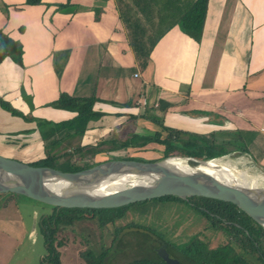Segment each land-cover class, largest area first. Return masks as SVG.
<instances>
[{
  "label": "crops",
  "instance_id": "obj_1",
  "mask_svg": "<svg viewBox=\"0 0 264 264\" xmlns=\"http://www.w3.org/2000/svg\"><path fill=\"white\" fill-rule=\"evenodd\" d=\"M26 1L0 0V30L22 46L21 65L18 55L0 61V121L9 122L8 136L33 138L34 160L45 158L44 143L33 148L36 139L62 124L56 137L64 135L81 155L107 141L134 148L104 154L165 152L151 139L176 131L182 143L219 146L225 154L218 159L234 154L233 163L264 169V0H208L199 42L177 21L191 0ZM129 27L145 31L148 46L156 40L148 62L138 60ZM62 94L94 100L85 131L75 130L81 142L85 135L83 146L61 122L78 113L51 106ZM6 242L13 250L19 241L0 231V244Z\"/></svg>",
  "mask_w": 264,
  "mask_h": 264
},
{
  "label": "trees",
  "instance_id": "obj_2",
  "mask_svg": "<svg viewBox=\"0 0 264 264\" xmlns=\"http://www.w3.org/2000/svg\"><path fill=\"white\" fill-rule=\"evenodd\" d=\"M207 2L208 0H196L193 6L187 12L183 13L179 19H177V21L180 23L181 31L189 37L193 38L196 42H199L202 37L204 23L206 19ZM26 4L42 5L43 0H27ZM70 6L71 5L69 1L66 5L61 4L57 6V10L62 11L64 8ZM170 16H173V20L171 19L173 22H177L175 21L176 15ZM144 33L146 32L142 29L133 27H129L128 29L130 45L135 51L138 60H140L139 58H141L143 60V63L148 62V57L150 58L151 52L154 49V47L152 46H156V40L152 41V45L148 46L146 44ZM21 54L22 46H20L19 43L14 42L10 38H8L4 34V32L0 30V61H2L8 56L18 55L14 59L18 64L21 65ZM77 100L79 99L67 97L65 94H62L59 98L58 103H53L52 107L61 108L65 110L69 109L71 103L72 112H77V119L80 120L75 121V124H73L74 127H76L75 130H77L81 125L82 131L84 132L92 116V107L94 100H83L85 103L82 106H79V101ZM11 112L13 114H17L15 110L11 109ZM67 126H71V130H73L72 123ZM176 135V131H169L168 137H164L162 139V135L157 134L156 136H154L153 139H151V142H155L165 146L164 158H168L174 155V153H177V155L183 157H190L199 160H213L220 158L225 154V152L220 151L219 147L217 146L211 147L206 143H202L201 145L199 143H196L197 141L195 142L193 139L187 140L186 142L182 143V141H178V137ZM149 139L144 140L141 144L142 146L140 147L146 146L148 144ZM55 144H57V142ZM100 145L101 143L98 146L94 147V149L100 147ZM130 146H133V142L124 141L115 148L121 149ZM89 148L92 147H87L81 150H83V152H86L87 154H91L90 152H88ZM58 159L60 158L58 157ZM127 160L143 161L136 158ZM38 161L41 162L43 160ZM30 165L36 167L55 168L53 166H49L50 164H39L37 163V161L36 165ZM92 166L94 165H90L88 167H75L73 169L72 167H70L66 172H78L88 169ZM8 194L15 195L12 193ZM0 196L4 195L0 194ZM151 201H154L157 204L161 205L166 203H180L187 204L189 206V209L194 215L193 219H196L194 220L196 226L194 232L190 234L189 237H187V241L180 242L179 244H177L180 246L183 245L181 250L184 254V260L186 259L189 264H264V229L245 212L240 210L237 206L232 203H225L202 197H193L189 198L188 200H183L174 196H168L164 198L140 202L117 209L95 210L75 208L57 210V208H53V214L47 215V217L43 215L42 219L39 222V227L42 230L44 240L49 251V254L47 255L42 264H62V254L60 252V249H62L65 245H68L69 242L66 243L65 241L58 240V236L61 229L69 227L70 229L74 230L77 228L78 223L82 221V219H87L89 220V222L94 219H98L99 223H96V227L93 229L103 231L109 225H112L114 226L116 231L114 233L115 238H117V235L119 234L118 232L124 229L123 226L117 223H121V221L125 220L130 215V208L134 205H140ZM145 216V214L141 215V217L143 218ZM125 224H127L128 227H139L140 229L142 228L143 230L150 232V234H155L156 237H159L168 243L171 242L170 239H173V241H178L182 238V235L188 236L185 235L183 232L181 236H174L173 234L175 233V231L162 232L161 229L157 226L155 227V225L154 228H147L143 226V224L135 223V221L133 220ZM185 226L186 225H184V227ZM184 227L182 228V231L184 230ZM205 232H208L213 238L209 241H203L201 239V236H204L202 234ZM130 233V235H142L143 237H141L145 240V244L140 242L138 243L147 250L151 249L147 246L148 241L152 243V239H150L151 237H149V234L141 233L139 231ZM128 235L129 233L126 234L124 237ZM167 236L172 237L167 238ZM121 243L122 241L120 240L119 244L121 245ZM153 244L154 247L157 246V243ZM138 250L139 249L137 244V251ZM153 250L154 249L152 248L151 251ZM137 253L140 255H146L147 252L141 253L138 251ZM103 256L99 260L98 264H103ZM81 257L82 260L84 262L86 261V263L88 264H92V261L89 260V257H93L94 260L92 252H86L85 254L83 253ZM127 264L166 263L160 257H158V255H154V257L151 259L142 256Z\"/></svg>",
  "mask_w": 264,
  "mask_h": 264
},
{
  "label": "water",
  "instance_id": "obj_3",
  "mask_svg": "<svg viewBox=\"0 0 264 264\" xmlns=\"http://www.w3.org/2000/svg\"><path fill=\"white\" fill-rule=\"evenodd\" d=\"M172 160L178 164L174 165ZM126 176L129 178L123 186L109 189L112 183ZM8 193L57 210L117 209L168 196L183 200L202 197L234 204L264 229V169L221 164L215 159L183 156L153 162L113 159L82 171L66 172L0 156V194ZM32 228L36 242V214ZM138 231L149 234L143 229L124 228L114 248L127 233ZM165 247L164 244L157 251L159 257L166 264H180L169 257Z\"/></svg>",
  "mask_w": 264,
  "mask_h": 264
},
{
  "label": "rangeland",
  "instance_id": "obj_4",
  "mask_svg": "<svg viewBox=\"0 0 264 264\" xmlns=\"http://www.w3.org/2000/svg\"><path fill=\"white\" fill-rule=\"evenodd\" d=\"M195 0H191V4H193ZM68 11V10H67ZM156 47V46H152ZM66 95V94H65ZM70 97L69 95H66ZM60 98V97H59ZM59 101V99H58ZM56 101V103H58ZM79 101V106H82L85 102L81 99ZM53 103L51 104V106ZM61 109V108H55ZM64 110V109H61ZM66 111L72 112V104L70 103L69 109H65ZM77 113V112H76ZM62 121H68L72 123V128L74 131H70L68 134L77 141V143H81L83 146L85 135H83L80 131H75L73 124L75 121H80L75 116L70 117V119H64ZM59 122V123H61ZM44 123V122H43ZM10 125L7 121H0V156L6 157L8 159L17 160L26 164H34L36 165V161L34 160V150L28 149L32 145L33 138H26L31 139V141H22V136L18 139L15 134L8 136L7 133V126ZM15 126V124H13ZM46 131H48L47 135H42V140L36 139V144H33V148L36 150L39 148L38 144L44 143V157L45 158H36L38 160L37 163L42 164H50L49 166L55 167L54 169H58L61 171H67L70 167H88L90 165H97L102 162L113 160V159H132L136 158L143 161H159L164 158V152L159 150H150V151H139L134 153V156H130L124 154L123 152L121 156H119V152L116 155L110 154L107 150L110 147L111 149L116 147V144L113 141H107L106 146L101 143L100 147L94 149L89 148L88 152L91 153L90 157H86L87 153L82 151V154L75 153L76 145L72 143L65 142L64 135H58L62 130L63 126L61 125H51L47 126ZM182 137V135H179ZM7 141V142H6ZM57 144H54L56 143ZM6 142V143H5ZM53 144V145H52ZM105 146V147H104ZM219 147V146H217ZM113 148V149H114ZM134 148L133 146L121 149H128ZM28 149V150H27ZM101 149H107L106 154L102 152ZM161 149H163L161 147ZM78 150V147H77ZM100 150L99 153L97 151ZM26 151V152H25ZM79 151V150H78ZM37 153V152H36ZM103 153V154H102ZM198 154V153H197ZM125 155V156H124ZM124 156V157H123ZM172 156H180L177 153H174ZM58 157L60 159H58ZM86 157V158H85ZM85 158V159H83ZM83 159V160H82ZM239 159L237 155L223 157L221 159H215L217 162L221 164H229L235 162V160ZM47 160V161H46ZM93 167V166H92ZM52 168V167H51ZM4 196H0V231L9 234L11 238L18 240V245L15 249L9 248V243L1 245L0 244V258L2 255V251L7 250L8 252L2 259L5 260L10 254L9 263L8 264H42L49 254L48 247L44 240V235L42 230L39 227V222L42 219V216L51 215L53 214V208L45 206L41 203L33 201L23 196L19 195H11V194H3ZM129 216L121 221L120 224L124 228H129L127 224L131 222V220L135 221V223L143 224V226L147 228H154L159 227L162 232H174V236H181L182 232L185 235H182L181 239L178 241H173L170 239L171 242L175 244H179L182 241L188 239L187 237L190 236L194 232L195 229V221L194 215L192 214L189 206L187 204H176V203H166V204H157L154 201L147 202L140 205H134L129 210ZM142 213V214H141ZM36 214V242H34L32 238V230H33V221ZM145 214L146 216L143 218L141 215ZM96 223H99L98 219H94L89 222L87 219H82L78 223L76 229L72 230L69 227L60 230L58 240L65 241L66 243L69 242L68 245H65L60 252L62 254L61 261L62 264H88L86 261L82 260L81 255L86 252H92L94 256L89 257V260L92 261V264L95 262L98 264L99 260L103 256V263L106 261V264H127L133 260L138 259L139 257L145 256L149 259L153 258L154 255L150 256V252L152 248L154 249L153 242L151 243L148 241L147 246L151 249L147 250L143 246H141L138 242L145 244V240L138 234L130 235L121 239V245L118 244L116 250L113 251L115 246V242L119 236V234L123 231L118 232L117 238H115L114 233L115 228L112 225H109L103 231L93 229L96 227ZM191 223V224H189ZM201 223V222H200ZM25 225V229L24 226ZM184 225H186L184 227ZM198 225V223H197ZM184 230L182 231V228ZM138 228L139 227H134ZM142 229V228H141ZM25 230V233H24ZM117 230V229H116ZM23 231V235L21 233ZM118 231V230H117ZM25 234V235H24ZM128 234V233H127ZM155 234L149 232V236ZM201 236L203 241H209L213 237L208 233L205 232ZM173 236V237H174ZM208 236V237H206ZM152 237V236H151ZM172 236H167V238H171ZM185 237V238H184ZM153 238V237H152ZM151 239V238H150ZM157 239V237H156ZM169 241V240H168ZM73 243V244H72ZM114 243V244H113ZM137 244H138V251L141 253H146V255H140L137 252ZM135 245V246H134ZM113 246V247H112ZM112 247V249H111ZM112 252V255L109 257V253ZM11 252V253H10ZM5 253H3L4 255ZM94 263V264H95Z\"/></svg>",
  "mask_w": 264,
  "mask_h": 264
},
{
  "label": "flooded vegetation",
  "instance_id": "obj_5",
  "mask_svg": "<svg viewBox=\"0 0 264 264\" xmlns=\"http://www.w3.org/2000/svg\"><path fill=\"white\" fill-rule=\"evenodd\" d=\"M149 237H151V236H149ZM185 238V237H184ZM151 239H152V242L153 243H157L156 245L157 246H155V248H154V250L153 251H151L150 252V256H152V254L153 255H158V253H157V251L161 248V247H163V245L165 244V249H166V251H167V253H168V255H169V257L171 258V259H174V260H178L179 261V263L180 264H189L187 261H186V259L184 260V254H183V252H182V250H181V248H182V246H180V245H177V244H175L174 242H166V241H164L163 239H161V238H159V237H157V239H153L152 237H151ZM185 241H187V239L185 240ZM185 241H182V242H185ZM119 244V243H118ZM118 246V245H117ZM116 246V247H117ZM113 251H115L116 250V248H114V249H112ZM113 251H111V253H109V257L112 255V252ZM158 257H159V255H158ZM149 259V258H148ZM107 261V260H106ZM106 261H104V263L103 264H106ZM166 263V262H165Z\"/></svg>",
  "mask_w": 264,
  "mask_h": 264
},
{
  "label": "bare ground",
  "instance_id": "obj_6",
  "mask_svg": "<svg viewBox=\"0 0 264 264\" xmlns=\"http://www.w3.org/2000/svg\"><path fill=\"white\" fill-rule=\"evenodd\" d=\"M178 161L176 160V161H171V163H173L174 165H177L178 163H177ZM180 163V162H179ZM180 166H182L181 164H180ZM128 178H129V176L127 177H124V178H121L119 181H117V182H114V183H112L110 186H109V189H116V188H120L121 186H123L124 184H125V181H127L128 180ZM249 184H247V187H249L248 186ZM252 186H255L254 184H251Z\"/></svg>",
  "mask_w": 264,
  "mask_h": 264
}]
</instances>
